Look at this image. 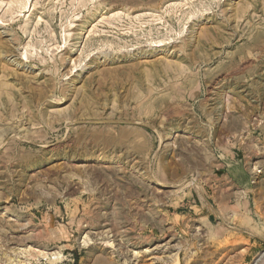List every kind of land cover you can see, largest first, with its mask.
<instances>
[{
    "label": "rangeland",
    "instance_id": "obj_1",
    "mask_svg": "<svg viewBox=\"0 0 264 264\" xmlns=\"http://www.w3.org/2000/svg\"><path fill=\"white\" fill-rule=\"evenodd\" d=\"M0 264H264V0H0Z\"/></svg>",
    "mask_w": 264,
    "mask_h": 264
}]
</instances>
